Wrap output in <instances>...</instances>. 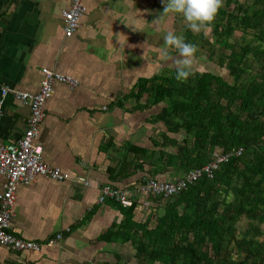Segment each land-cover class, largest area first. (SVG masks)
<instances>
[{
	"label": "crops",
	"instance_id": "1",
	"mask_svg": "<svg viewBox=\"0 0 264 264\" xmlns=\"http://www.w3.org/2000/svg\"><path fill=\"white\" fill-rule=\"evenodd\" d=\"M68 3L0 0V88L35 92L43 67L77 80L75 86L53 82L36 141L45 163L89 182L39 175L20 184L10 231L39 242L61 232L62 239L38 251L0 246V264H143L133 243L141 224L154 227L166 202L141 198L136 186L150 176L172 180L181 172L140 165V149H155L164 126L156 119L161 104L147 106V94L135 93L141 80L175 68L164 53L179 54L163 35L188 23L182 13H162L164 0H84L79 25L65 36L61 14ZM28 115L26 104L12 94L3 97L0 137L6 146H15ZM3 183L0 174V192ZM107 183L125 188L136 199L133 208L98 201ZM110 230L118 238L128 231L130 238H104Z\"/></svg>",
	"mask_w": 264,
	"mask_h": 264
},
{
	"label": "trees",
	"instance_id": "2",
	"mask_svg": "<svg viewBox=\"0 0 264 264\" xmlns=\"http://www.w3.org/2000/svg\"><path fill=\"white\" fill-rule=\"evenodd\" d=\"M223 4L211 39L187 26L182 35L197 45L194 56L224 67L232 81L199 70L177 80L176 69L164 67L135 93L147 94V106L161 104L156 119L164 126L155 149H140L141 166L183 175L208 163L216 148L233 153L166 201L154 227L140 225L133 244L143 264H264V0ZM125 232L103 237L125 241Z\"/></svg>",
	"mask_w": 264,
	"mask_h": 264
},
{
	"label": "built area",
	"instance_id": "3",
	"mask_svg": "<svg viewBox=\"0 0 264 264\" xmlns=\"http://www.w3.org/2000/svg\"><path fill=\"white\" fill-rule=\"evenodd\" d=\"M84 12V0H69L68 7L62 11V28L65 36H70L79 25V20ZM39 88L35 92L8 88H0V120L2 116L3 97L12 94L14 98L26 104L29 108L27 126L18 138L15 146H6L0 137V174L4 177L3 188L0 192V246L12 250L38 251L43 246H52L62 239V233L56 232L43 242L24 239L10 231V219L16 200V190L20 184L31 182L36 176H44L58 181H70L74 184H89L82 176H71L58 167L45 163L42 159V145L36 141L40 122L44 116L43 104L50 97L53 82H63L69 86L77 85V80L70 75L43 67ZM242 148L235 150L236 156L240 155ZM212 152L211 160L201 168L190 170L172 180L147 177L136 186V191L143 199L158 198L166 202L189 183L195 181L203 172L211 175L213 168L220 162L227 161L232 152ZM112 199L119 205L130 207L136 199L125 188L112 184H104L98 196V201ZM143 203V202H142ZM69 230L68 228L66 229ZM107 264H115L113 262Z\"/></svg>",
	"mask_w": 264,
	"mask_h": 264
},
{
	"label": "clouds",
	"instance_id": "4",
	"mask_svg": "<svg viewBox=\"0 0 264 264\" xmlns=\"http://www.w3.org/2000/svg\"><path fill=\"white\" fill-rule=\"evenodd\" d=\"M164 4L162 13H182L188 22L187 27L199 32L202 26L208 30L211 29V22L214 21L223 0H164ZM163 40L167 45L174 47L179 54L173 57L167 50L164 53L166 60L170 61L176 69V79L186 80L193 73V57L197 51V45L187 41L175 29L167 30Z\"/></svg>",
	"mask_w": 264,
	"mask_h": 264
},
{
	"label": "rangeland",
	"instance_id": "5",
	"mask_svg": "<svg viewBox=\"0 0 264 264\" xmlns=\"http://www.w3.org/2000/svg\"><path fill=\"white\" fill-rule=\"evenodd\" d=\"M241 2H246V3H251L252 0H240ZM230 9L232 8V6L229 7ZM185 23L187 24L188 22L185 20ZM201 31L203 33H205L206 36H208L211 39V29L208 30L207 28L203 27L201 28ZM176 32L183 34L184 32V28L181 29V31L177 30ZM195 32V31H194ZM196 33V32H195ZM237 34H239V31H237ZM249 34H247L248 36ZM227 52H229V49L227 50ZM193 70H199V71H209L213 74H219L221 75L224 79L228 80L229 82L232 81V77L228 74V71L221 66H218L217 64H215L214 62H212L211 60H208L205 56H195L193 57V65H192ZM181 132H183L181 130ZM214 153H218L220 152L219 149H215L213 150ZM213 153V154H214ZM181 174V173H180ZM180 175H178L179 177ZM247 225V220L243 217L238 223H237V230H243ZM233 254V253H232ZM156 264H160V263H156Z\"/></svg>",
	"mask_w": 264,
	"mask_h": 264
}]
</instances>
